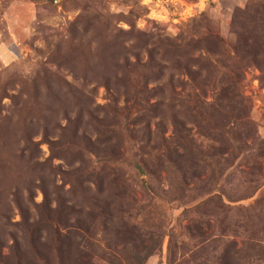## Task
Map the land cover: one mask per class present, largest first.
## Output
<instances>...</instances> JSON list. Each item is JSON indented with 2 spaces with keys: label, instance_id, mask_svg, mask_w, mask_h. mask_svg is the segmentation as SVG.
Here are the masks:
<instances>
[{
  "label": "rangeland",
  "instance_id": "obj_1",
  "mask_svg": "<svg viewBox=\"0 0 264 264\" xmlns=\"http://www.w3.org/2000/svg\"><path fill=\"white\" fill-rule=\"evenodd\" d=\"M175 1L0 0V118L11 120L0 140V227L10 262L15 237L38 263L17 192L55 264H264V0ZM142 81L147 92L130 88ZM134 96L150 173L107 155L131 143L86 113L68 142L77 97L104 116L107 98L125 106ZM27 112L52 114L28 117L35 145L21 138ZM17 148L33 159L12 157ZM67 206L92 217L56 222L48 208ZM64 235L69 258L59 257Z\"/></svg>",
  "mask_w": 264,
  "mask_h": 264
},
{
  "label": "trees",
  "instance_id": "obj_2",
  "mask_svg": "<svg viewBox=\"0 0 264 264\" xmlns=\"http://www.w3.org/2000/svg\"><path fill=\"white\" fill-rule=\"evenodd\" d=\"M116 66L121 67L119 65L116 64ZM139 83L137 82L135 85H131L130 84V88L133 89L134 92H140V93H144L148 91V82L142 81L141 84V88H139ZM48 88V87H47ZM108 90V88H107ZM36 97H37V93H35ZM78 99V103H79V108H80V112H77V117L74 120L70 119V116L66 114L65 119L66 121L69 122V127H64V128H70V124L72 125L71 130V134L69 135V139L68 142L70 144H76V138L78 137L77 132H79V124L81 123V119L84 113H86L92 120L94 119V121L96 122L97 125L102 126L105 129H113L119 132H123L124 136H125V141L130 142L131 144H127V146H123L120 147L117 151H110L107 153V155H110L111 157L114 158V161L118 162H128L130 161V166L138 173L140 172H144V173H150V161L152 159V155L147 152L145 149L140 148L141 143L144 140V137L141 138L140 136V132L142 129L139 128L140 124H136V121L134 120V122H132V118L133 116H135L136 114L139 113V111L143 108L139 106V99L137 98V96L131 97L126 99V104L125 106H118L117 102H115V100L111 97L107 98V109L104 113V116H95V114H93V111L88 110V109H84V106H81L83 104V101L80 99V97H77ZM129 103V104H128ZM46 110L48 112L54 113V111L50 108L47 107ZM39 117L42 118L46 123L49 122L50 117L52 116V114L50 115H43L41 114L39 115H35L32 114L31 112H27L25 113V115L21 116V114H19L20 117V121L23 124V128L21 130V138L23 139L24 142H26L27 144L29 143L30 145H35V143L32 140V136H33V129L29 126V124L26 123L28 117ZM11 120L8 118H0V140H2L3 142V147L5 146L6 143V138L5 136H7V132L6 130V125L7 123H10ZM31 122V119H30ZM131 122V124H130ZM43 134L46 133V128H43ZM5 135V136H4ZM17 142V140H16ZM18 149V154H11L12 157H17L19 159H26L27 161H31L33 159V156H26L25 155V149L26 148H17ZM94 153V152H93ZM2 153H0V157H1ZM9 159V158H8ZM109 161H111V159H109ZM37 164H39L38 162H36ZM30 191V190H29ZM31 193V191H30ZM102 193V191L100 192ZM13 200L14 203L19 211L20 217H21V222L27 227L26 231L30 232L29 234V245H30V249L32 251V255H34V257H37L38 259V263L33 261V258H29L28 257V253L25 250H21L17 239L14 237L15 240V247H16V252L14 257H16V261L14 262H10L9 261V257L8 255H4L2 253V248H4V235L3 232L1 230L0 227V264H55L52 260H51V249L47 247V245L42 241V234L39 232V229H37V225L38 222H36V220L34 219L33 215H32V211L29 205H25V203L21 200L20 196L18 195L17 192H13ZM28 201H30V203H32L31 201V196L28 197ZM100 207V206H98ZM48 208V207H47ZM49 212L53 213V215H55L56 218V222L61 221L63 222L64 225H66L65 223H67V217L69 214L72 215V213L74 214H78V215H88L90 217H92V213H88L84 210H76L73 206H67V207H61L58 209V211H55L51 208H48ZM1 216H5V212H0ZM50 216L47 217L46 220H50L52 221L53 218ZM79 220H82L81 218ZM83 223H85L83 221ZM79 224L78 227L83 230V231H87L88 227L85 224ZM62 245L65 247H62L59 249V253L61 254L59 257L65 256L67 258L71 257V242L70 239L67 235H64L62 237ZM40 247H44V251H42ZM149 254V253H148ZM148 254L146 255V257L148 256Z\"/></svg>",
  "mask_w": 264,
  "mask_h": 264
},
{
  "label": "built area",
  "instance_id": "obj_3",
  "mask_svg": "<svg viewBox=\"0 0 264 264\" xmlns=\"http://www.w3.org/2000/svg\"><path fill=\"white\" fill-rule=\"evenodd\" d=\"M176 1H178V0H176ZM176 1H175V2H176Z\"/></svg>",
  "mask_w": 264,
  "mask_h": 264
}]
</instances>
